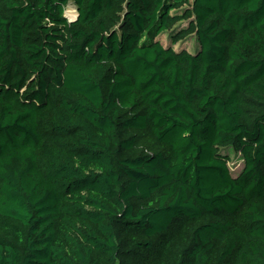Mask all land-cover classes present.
I'll use <instances>...</instances> for the list:
<instances>
[{
  "label": "trees",
  "instance_id": "trees-1",
  "mask_svg": "<svg viewBox=\"0 0 264 264\" xmlns=\"http://www.w3.org/2000/svg\"><path fill=\"white\" fill-rule=\"evenodd\" d=\"M0 264H264V0H0Z\"/></svg>",
  "mask_w": 264,
  "mask_h": 264
},
{
  "label": "rangeland",
  "instance_id": "rangeland-1",
  "mask_svg": "<svg viewBox=\"0 0 264 264\" xmlns=\"http://www.w3.org/2000/svg\"><path fill=\"white\" fill-rule=\"evenodd\" d=\"M69 4L73 5V3H69ZM66 9H67V7H66ZM65 14H66V16H68L67 10H65ZM179 26H181V27L187 26V23L183 22V23L179 24ZM160 39L166 47L172 46L169 33H165V34L161 35ZM173 47L177 51H180L182 49H186V50L190 51L191 53H196L198 51V48H199L194 36L188 37L187 39L179 42L178 44L174 45ZM222 153L230 156V161L228 164L230 166L232 174L237 175L243 168V163H242V160L239 158V153H236L234 150H229V149H223Z\"/></svg>",
  "mask_w": 264,
  "mask_h": 264
},
{
  "label": "bare ground",
  "instance_id": "bare-ground-1",
  "mask_svg": "<svg viewBox=\"0 0 264 264\" xmlns=\"http://www.w3.org/2000/svg\"><path fill=\"white\" fill-rule=\"evenodd\" d=\"M67 15L71 19H74L77 16V11L75 10L74 6H70V8L67 10Z\"/></svg>",
  "mask_w": 264,
  "mask_h": 264
},
{
  "label": "built area",
  "instance_id": "built-area-1",
  "mask_svg": "<svg viewBox=\"0 0 264 264\" xmlns=\"http://www.w3.org/2000/svg\"><path fill=\"white\" fill-rule=\"evenodd\" d=\"M72 4H68L66 7H67V9L65 8V10H68L69 8H70V6H71ZM72 6H74V5H72ZM75 7V6H74ZM75 10L77 11V8L75 7ZM78 15V14H77ZM68 17V16H67ZM77 17V16H76ZM76 17L74 18V19H76ZM68 19L69 20H74V19H71V18H69L68 17Z\"/></svg>",
  "mask_w": 264,
  "mask_h": 264
}]
</instances>
